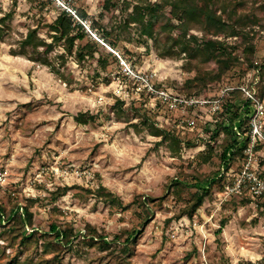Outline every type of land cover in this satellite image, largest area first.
Masks as SVG:
<instances>
[{"label":"rangeland","instance_id":"obj_1","mask_svg":"<svg viewBox=\"0 0 264 264\" xmlns=\"http://www.w3.org/2000/svg\"><path fill=\"white\" fill-rule=\"evenodd\" d=\"M126 1L0 0V19L11 14L5 22L9 35L0 43V230L14 215L22 214L21 207L32 199L35 202L29 215H21L24 233L32 236L31 243L49 234L50 223H68L75 229L89 224L97 227L109 243L124 231H135L131 264L264 262V198L242 203L238 197L224 193L241 166L233 164L224 184L216 180L219 149L227 142L222 136L215 139L212 154L202 155L215 126L211 108L216 104L212 103L219 99L222 87L217 93L203 92L202 101L213 100L198 106L190 103L195 100H184L173 93L172 84L190 77L180 70L185 56L178 61L160 59L154 46L146 51L133 40L117 45L119 55H113L116 61L103 46L79 64L69 57L58 76L28 57L10 54L18 49V41L27 30L35 27L49 43L45 25L51 24L60 10L83 9L89 20L110 27L135 5L134 0ZM126 4H131L128 10ZM172 15L168 11V16ZM83 24L88 28V21ZM88 35L98 41L94 32L88 31ZM121 37L125 39L127 34ZM160 40L163 43L164 37ZM254 42V60L264 64V39L258 29ZM60 52V48H54L51 55ZM99 56L107 57L105 70L98 63ZM242 77L238 69H233L226 87L240 85ZM246 77L255 75L249 72ZM149 87L185 102L162 100L158 94H150ZM116 102L123 108L131 105L140 109L162 129H177L186 135L188 143L180 156L172 157L164 146L156 145V138L133 126L136 119H117L112 111ZM79 113H88L94 121L85 126L76 124L73 118ZM189 121L195 125L188 126ZM254 158L253 165H264V150ZM189 175L203 177L206 182L195 184L187 178ZM175 180L188 182V188L194 191L209 188L204 204L191 220L177 218L186 194L174 198L167 192ZM98 187L105 189L101 196L97 195ZM54 192L63 194L54 200L50 197ZM107 192L120 199L123 207H130L110 206L104 200ZM139 196L142 201L154 200L147 206L149 223L143 228L139 225ZM53 208L57 212L52 213ZM14 251L0 242V264L10 260ZM32 256L33 264H51L50 256H39L36 251ZM60 264L117 263L108 251L91 248L81 257L65 254Z\"/></svg>","mask_w":264,"mask_h":264},{"label":"trees","instance_id":"obj_2","mask_svg":"<svg viewBox=\"0 0 264 264\" xmlns=\"http://www.w3.org/2000/svg\"><path fill=\"white\" fill-rule=\"evenodd\" d=\"M127 2L126 0H118ZM130 12L124 19L110 27H100L95 20H89L83 9L60 10L51 24L45 25L46 35L49 43L39 36L37 27L28 29L23 39L18 41V49L11 50L12 56H25L30 61L37 62L51 70L55 75L61 76L59 68L63 67L66 59L73 57L79 64L92 52H96L102 46L108 47V56L116 61L113 56L117 53L119 43L137 41L143 45L146 51L151 46L156 48V55L160 59L178 61V58L185 56L181 61L180 70L190 77L182 83L172 84L173 93L184 100H201L202 93L206 90L218 92V88H235L227 86L233 69L240 71L243 81L240 85L246 84L245 78H257L255 85L256 95L260 101H264V64H258L254 60V44L256 29L262 32L264 39V0H134ZM131 4H126L128 10ZM172 12V16H168ZM11 18L7 13L0 19V43L9 35L5 28L6 20ZM88 21V31L94 32V39L90 38L88 31L84 28L83 22ZM127 34L122 39L121 35ZM164 37L161 43V37ZM135 37V39H134ZM144 39V40H143ZM77 43H83L76 45ZM150 44V45H149ZM54 48H60L59 55L52 56ZM124 52H127L125 50ZM119 55V53H117ZM98 63L101 69L105 70L108 65L107 57L99 56ZM249 72L255 77H246ZM220 99V97H219ZM212 98L204 100L212 102ZM244 94L237 89L227 90L220 99L215 114L216 120L214 130L207 137L204 143L202 155H209L215 151V139L222 136L226 140L219 149L218 167L216 180L224 184L227 174L230 173L234 163L240 167L247 159V150L250 147V125L249 120L244 118L238 124V130L244 136L240 140L233 132V124L242 115ZM198 106V104H197ZM112 111L117 119L130 121L136 119L135 127H140L147 134L156 138L157 146H164L172 157L180 156L188 143L186 135L177 129L169 131L156 125L153 120L140 109L133 106L123 108V105L116 102ZM73 120L76 124L85 126L94 121V117L88 113H79ZM212 121V120H211ZM230 150H234L233 153ZM264 150L260 142L252 147L253 154ZM230 152V153H229ZM229 153V157L227 154ZM224 166V174L219 177L220 168ZM195 184L206 182V179L198 175H189ZM188 184V182H187ZM186 183L172 181L167 192H171L174 198H180L186 194L183 207L179 210L177 218L186 217L191 220L196 212L202 207L206 197L209 195V188H201L194 191L188 188ZM97 195L101 196L102 187H98ZM63 192H54L50 195L54 200ZM242 203H249L251 200L239 195ZM110 206L123 207L120 199L106 193L105 199ZM35 200L29 199L21 207L22 214L29 215V210ZM141 219V228L149 223L148 204H154L153 199L142 201V196L137 199ZM130 204L123 208L127 209ZM52 213L57 212L53 208ZM14 215L8 225L0 230V242H5L6 248L14 249V254L5 264H20L19 260L24 258L22 264H33V252L39 256H50L51 264H60L65 254L82 256L84 251L96 248L100 251H108L114 257L117 264H131L133 247L136 245L137 234L135 231H124L114 236L112 241L106 242V236L97 227L86 224L81 229H75L68 223H50L49 234L44 235L41 241L31 243L32 236L24 233V223L21 215ZM1 217V215H0ZM5 215L4 218H7ZM8 221V220H7ZM224 222L221 223V226ZM221 228V227H220ZM80 232H83L80 234ZM134 236L133 238H131ZM39 242L41 244L39 245Z\"/></svg>","mask_w":264,"mask_h":264},{"label":"built area","instance_id":"obj_3","mask_svg":"<svg viewBox=\"0 0 264 264\" xmlns=\"http://www.w3.org/2000/svg\"><path fill=\"white\" fill-rule=\"evenodd\" d=\"M70 12V10L68 11ZM85 28H87L85 26ZM88 29V28H87ZM129 70V69H127ZM130 72V70H129ZM258 83L257 78H254L249 82V79L247 80L246 84L238 85L235 88L230 89H237L241 91V93L244 94L245 101L243 102L242 111L247 113H242L241 117L236 120L233 124V132L234 134L240 139L243 140L244 136L241 135V133L238 130V124L244 119L247 118L249 120L250 125V147L247 150V159L246 161L241 165V168L239 170V173L234 176V179L232 181V184H227L225 189V194L230 197L232 195H239L241 197H246L250 199V203L254 200H259L264 198V165L259 167L258 165H253L255 162V155L253 154L252 147L256 144V142H260L264 148V101H260L257 98L256 95V89L255 85ZM228 89H224L220 91V99L223 97V95L226 93ZM148 92L156 93L158 94L159 98L163 99H172L171 97H168L165 93H160L155 91L152 87H149ZM220 99H218L216 102L212 104H216V106L211 108V112L215 115L217 111L219 110L218 104ZM176 103H184V100L180 99H172ZM191 104H210L211 102L206 101H191ZM249 111H247V110ZM251 113V114H248ZM212 124L216 123L215 119H212ZM188 126H194V121L187 122ZM231 153L234 152V150H230ZM229 152V153H230ZM229 153L227 156L229 157ZM232 173V170L230 171ZM224 174V166L222 165L220 168L219 177ZM230 174V173H229ZM227 174V176L229 175ZM258 264H264V262L258 263Z\"/></svg>","mask_w":264,"mask_h":264}]
</instances>
